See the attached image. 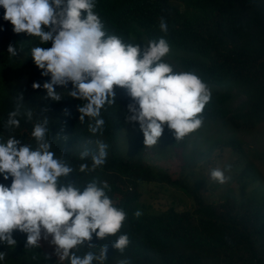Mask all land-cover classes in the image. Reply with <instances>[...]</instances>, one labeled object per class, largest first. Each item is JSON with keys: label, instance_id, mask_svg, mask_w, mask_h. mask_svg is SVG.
<instances>
[{"label": "trees", "instance_id": "trees-1", "mask_svg": "<svg viewBox=\"0 0 264 264\" xmlns=\"http://www.w3.org/2000/svg\"><path fill=\"white\" fill-rule=\"evenodd\" d=\"M94 10L106 32L125 42L143 45L167 39V61L176 71H195L212 91L211 101L198 114L202 127L176 140L165 126L156 145H145L138 123L126 122L132 98L116 86L115 103L101 113L103 133L93 135L88 118L79 120L78 107L85 101L69 95L71 84L56 86L60 100L47 97L43 83L50 76L42 75L31 48L51 47V42L40 44L39 38L16 34L0 6V142L15 136L35 149L31 133L46 115L50 150L75 169L70 179L81 188L93 179L107 181L114 206L127 213L117 235L127 234L130 244L120 253L111 244L115 237L103 241L94 234L97 247H82L78 255L98 253L99 244L106 242L105 264L122 259L130 264H264V0H96ZM161 19L168 25L167 34L160 30ZM10 44L18 50L15 57L8 53ZM36 82L41 88L32 87ZM21 96V111L31 110L32 120L22 115L20 127L9 131L5 121ZM247 136L253 141L245 142ZM97 140L108 145L106 163L80 172V164L87 163L89 169L92 164L90 156L81 160L80 153L95 151ZM225 152L229 181L215 185L220 201L207 196L202 170L212 171L216 165L211 164ZM152 153L164 158L174 154L180 162L176 177L168 167L149 164ZM0 183L10 185L11 179L0 175ZM170 189L191 197L193 207L179 209L183 205L173 193L168 200H158ZM145 194L151 202L143 199ZM137 210L142 212L139 218ZM13 238L15 247L0 242V252L6 253L0 264H69L40 246L26 248L25 233L15 231Z\"/></svg>", "mask_w": 264, "mask_h": 264}, {"label": "clouds", "instance_id": "clouds-1", "mask_svg": "<svg viewBox=\"0 0 264 264\" xmlns=\"http://www.w3.org/2000/svg\"><path fill=\"white\" fill-rule=\"evenodd\" d=\"M6 11L4 19L14 26L16 34L26 33L39 38L40 44L51 47L31 48L32 58L50 80L43 83L47 97L60 100L56 86L67 88L69 95L85 101L78 107L81 123L88 118V130L102 134L105 120L102 110L116 101L115 87L126 89L132 102L128 105L127 123H138L144 144L156 145L165 126L176 140L203 125L202 114L212 99L210 87L195 71H176L167 61L170 44L163 36L158 40L139 43L125 42L120 36L109 35L95 12L96 0H0ZM160 30L167 34L168 25L160 20ZM8 53L15 57L18 50L9 45ZM34 89L41 84L33 83ZM21 96L8 113L5 129L20 127L19 117L32 120L31 110L21 111ZM47 111V108L42 110ZM48 117L36 122L32 130L37 147L22 144L15 136L0 142V175L11 184L0 183V242L15 247V231L27 234L26 248L39 247L41 240L55 246V255L69 264H105L108 243L94 249L93 235L111 241L112 247L123 253L130 244L121 233L127 213L114 206L106 190L107 181L93 179L82 188L70 177L75 169L64 158H56L48 138ZM95 151L85 149L80 159L91 157L79 165V171H95L106 163L108 145L96 142ZM211 177L220 184L229 179L224 171L214 169ZM140 210L135 212L139 218ZM0 252V261L5 259ZM51 257H48L50 259ZM118 264H130L122 259Z\"/></svg>", "mask_w": 264, "mask_h": 264}, {"label": "rangeland", "instance_id": "rangeland-1", "mask_svg": "<svg viewBox=\"0 0 264 264\" xmlns=\"http://www.w3.org/2000/svg\"><path fill=\"white\" fill-rule=\"evenodd\" d=\"M197 133H199V132H197ZM203 134L202 135H196L195 134L194 138L195 137H199V136L202 137ZM121 140L123 141V143H125V136H122L121 137ZM250 141L252 142L253 140L249 136H247L245 138V142L249 143ZM260 145H261V143H260ZM249 147H253V145L250 144ZM258 147L261 149L262 146L261 147L258 146ZM173 156H174V154H170V156H168L167 158H164L161 155H155L154 156L153 153H152V155H149L147 157V161H148L149 164L154 165V166H158L160 168H162V167H164V168L165 167H168L170 171H173L174 177H176V175H177V173H178V171L180 169V162L177 159L173 158ZM219 158L220 159L214 160V163L211 164V165L212 166L213 165H216V167L214 169H220V170L224 171L225 176L228 177L227 176V171H225V168L224 167L227 164V160L229 159V155H228L227 152H225ZM260 168H261L260 170H261L262 174H264V166H261ZM202 171H203V174L206 176V180H207V183L209 185L208 188H206V194H207V196H211V198H216L217 200H220L221 199L220 201H222V199H223L222 196H219L218 195V192H217L218 190L217 191L215 190V185H216L217 181H215L211 177V172H212L211 169L210 168H204ZM198 177H200V175ZM228 181H229V179L227 180L226 183H228ZM230 186L231 187L229 189H231V190H233V189L236 188L234 184H232ZM218 187L220 188L221 186H218ZM221 189H222V191H226V188L225 187H222ZM171 193H173L174 194V197L177 198V199H179L180 202H181V205H183L179 209L193 207V204L194 203H193V200H192L191 197H188L184 193H182L181 191H176L174 189H170L169 191L165 192L164 194H160L158 196V200H168V199H170L169 196H171ZM143 199H145L146 202H151L152 201L151 198H149L148 194H145L144 197H143ZM50 239L51 238H49V240H41L40 247L45 252L51 253V254L55 255V246L50 243Z\"/></svg>", "mask_w": 264, "mask_h": 264}]
</instances>
